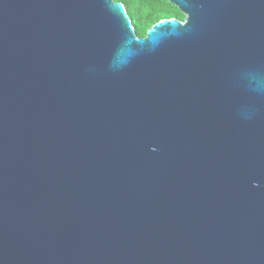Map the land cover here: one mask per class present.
I'll return each mask as SVG.
<instances>
[{
	"label": "water",
	"instance_id": "1",
	"mask_svg": "<svg viewBox=\"0 0 264 264\" xmlns=\"http://www.w3.org/2000/svg\"><path fill=\"white\" fill-rule=\"evenodd\" d=\"M0 0V264H264V0Z\"/></svg>",
	"mask_w": 264,
	"mask_h": 264
},
{
	"label": "trees",
	"instance_id": "2",
	"mask_svg": "<svg viewBox=\"0 0 264 264\" xmlns=\"http://www.w3.org/2000/svg\"><path fill=\"white\" fill-rule=\"evenodd\" d=\"M121 1L139 37L162 19H184L180 10L167 0H116Z\"/></svg>",
	"mask_w": 264,
	"mask_h": 264
}]
</instances>
